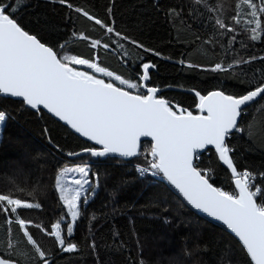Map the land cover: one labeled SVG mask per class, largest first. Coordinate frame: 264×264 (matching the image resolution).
Listing matches in <instances>:
<instances>
[{
	"label": "trees",
	"instance_id": "1",
	"mask_svg": "<svg viewBox=\"0 0 264 264\" xmlns=\"http://www.w3.org/2000/svg\"><path fill=\"white\" fill-rule=\"evenodd\" d=\"M237 2L207 0L205 7L194 0H67L73 5L69 8L58 0H24L15 18L46 44L58 48L67 41L73 54L94 58L131 82H139L142 65L151 63L155 67L150 71L151 86L199 91L201 95L219 90L238 97L264 74V40L251 41L247 33L238 31L237 42L229 45L232 34L220 35L222 30L215 28L216 18L232 24ZM256 2L259 4V0ZM213 7L218 10L209 12L208 8ZM76 8L110 24L144 48L121 41L123 49L105 50L102 45L108 43L109 35L113 41L118 38L106 34ZM94 39L101 41L96 49L91 47ZM250 57L256 59L227 71H211L217 63L227 68L234 59ZM161 96L198 113L199 100L194 94L168 90ZM262 109L264 100L245 109L239 123L240 128L247 129L250 122H255L261 126L257 129L259 135L250 141L245 131L228 138L235 149L232 155L238 171L247 169L257 174L259 185H264V177L259 176L264 172ZM0 111L7 114L0 131V192L18 186L25 192H17V196L42 205L38 210H25L23 219L50 228L63 215L53 178L66 164H87L90 168L88 178L95 194L89 195L86 205L82 204V217L67 238L78 246L77 251L61 252L53 237L29 227L34 239L49 253L52 264H138L141 257L145 264H249L246 250L226 227L195 211L167 182L137 171L139 166H147L143 151L150 147V141L142 143V154L131 161L94 159L89 155L70 158L68 153L80 152L91 143L45 111H34L21 101L0 96ZM209 151L208 155L201 154L198 167L213 169L210 182L233 192L230 171L218 162L213 150ZM37 185L42 191L34 199L26 193ZM16 227L13 224L9 234L5 217L0 214V241L5 242L0 244V255L14 251L11 258L19 264H33L34 250ZM9 236L16 244L15 250L6 248ZM137 240L142 252L138 251ZM186 252L191 255L186 256Z\"/></svg>",
	"mask_w": 264,
	"mask_h": 264
},
{
	"label": "snow or ice",
	"instance_id": "2",
	"mask_svg": "<svg viewBox=\"0 0 264 264\" xmlns=\"http://www.w3.org/2000/svg\"><path fill=\"white\" fill-rule=\"evenodd\" d=\"M58 2L63 5L67 0ZM194 2L207 7V0ZM23 6L24 0H0V93L21 98V102L33 110H47L74 133L92 142L81 148L79 153H68L69 156L107 157L115 154L123 158L136 157L142 154L141 138L150 137V147L143 151L147 166H139L137 171L142 176L151 174L174 186L188 205L222 221L246 250L249 264H264V185L256 183L257 174L247 169L238 171L232 155L235 149L228 143L234 131H247L250 141L259 135L257 129L260 125L250 122L247 129H242L238 118L246 107L264 100V74L260 75L254 87L238 97L225 95L223 91H211L207 95L196 91L199 114L194 115L159 97V89L148 85L149 69L154 67L153 64L144 63L139 82H131L101 66L94 58L73 54L67 41L54 48L27 31L15 18ZM67 6L73 7L70 3ZM217 10L216 7L208 8L209 12ZM75 11L94 21L106 34H114L118 38L113 41L109 35L108 43L102 45L105 50L123 49L121 41L144 48L143 44L87 11L80 8ZM175 11L171 10L172 13ZM231 20V25L221 18L214 20L215 28L222 30L220 35L232 34L227 41L229 45L237 42L235 33L238 31L247 33L251 41L264 40V0H259V4L256 0H238ZM99 46V39L92 40V49ZM255 59H234L227 68L217 63L211 71H227L234 65L248 64ZM189 67L193 65L189 64ZM104 77L108 78L107 81ZM141 89L145 91L141 92ZM6 119L7 114L0 111V124ZM209 146L214 148L218 162L230 170L235 186L233 192L210 183L213 169L198 167L196 161L200 151ZM89 172L87 165H77L64 167L55 175L53 187L58 192L63 215L50 228L22 218L25 210L42 208L41 203L16 195L17 192L24 193V189L17 186L7 193L0 192V214L5 217L7 232L11 233L13 224L17 226V232L22 233L34 250L33 264L52 262L49 253L29 231L30 226L53 237L61 252L77 251L78 246L67 238L73 234L76 222L82 217V204L86 205L89 195L95 194L93 182L88 178ZM72 173H78L79 178L72 175L69 179ZM259 176L264 177V172ZM41 191L37 185L26 194L35 199ZM4 243L0 241V244ZM91 246L95 247L94 242ZM137 247L142 252L139 240ZM6 248L16 249L10 236ZM13 255L14 251H9L7 256L0 255V264H17V260L11 258ZM185 255L191 254L186 252ZM138 264H145L142 257Z\"/></svg>",
	"mask_w": 264,
	"mask_h": 264
},
{
	"label": "water",
	"instance_id": "3",
	"mask_svg": "<svg viewBox=\"0 0 264 264\" xmlns=\"http://www.w3.org/2000/svg\"><path fill=\"white\" fill-rule=\"evenodd\" d=\"M152 70H155V67H153V68H151V69H149V75H150V71H152ZM99 76V75H98ZM140 76L141 75H139V78H140ZM106 80V79H105ZM107 81V80H106ZM149 83H150V80L148 81V85H149ZM150 86V85H149ZM155 87V86H154ZM158 89H159V92L157 93V95L159 96V97H161V98H164V97H162L161 95H162V93L163 92H165V91H168V90H173V91H181V92H187V93H191V94H194L195 95V92L194 91H191V90H186V89H181V88H175V87H165V88H160V87H157ZM142 91H145L144 89H142ZM215 91H219V90H215ZM207 95V94H206ZM225 95H228V94H226L225 93ZM0 96H2V97H6V98H11V99H14V100H19V101H21V98H17V97H11V96H9V95H7V94H3V93H0ZM165 99V98H164ZM199 99V98H198ZM167 100V99H166ZM170 102V101H169ZM170 104H172V105H177V104H174V103H172V102H170ZM27 106V105H26ZM179 106V105H178ZM251 105H249L248 107H250ZM27 107H29V106H27ZM180 107V106H179ZM248 107H246L245 109H247ZM30 108V107H29ZM181 108H184V107H181ZM31 109V108H30ZM184 109H186V108H184ZM244 109V110H245ZM33 110V109H32ZM186 110H188V109H186ZM34 111H37V110H34ZM43 111H45L46 113H48L47 112V110H43ZM188 111H190V110H188ZM38 112V111H37ZM192 112V111H191ZM194 115H196V114H199V112L198 113H195V112H192ZM49 114V113H48ZM49 115H51V114H49ZM52 116V115H51ZM241 117H242V115H241ZM241 117H239L238 118V124L240 123V120H241ZM56 120H58L59 121V119L58 118H55ZM59 122H61L62 124H64L65 125V123L63 122V121H59ZM66 126V125H65ZM69 129H70V127L69 126H67ZM71 130V129H70ZM72 132H74V130H71ZM233 133H235V131L233 132ZM76 134V133H75ZM77 136H79L80 138H82V139H84L85 141H87V138H85V137H81L79 134H76ZM151 140V138L150 137H142L141 138V146H142V143L143 142H145V141H150ZM87 142H89V143H92V142H90V141H87ZM98 147V146H97ZM207 150H213L214 152H215V150H214V148H212L211 146H209V148L208 149H206V150H201L200 151V153H204V152H206ZM77 153H79V152H77ZM84 155H86L87 156V154H81V155H76V156H70V158H76V157H81V156H84ZM140 156V155H139ZM139 156H136V157H131V158H123V157H119V156H117V155H115V154H110L109 156H107V157H93L94 159H99V158H101L102 160H105V159H107V158H109V157H113V158H118V159H122V160H124V161H131V160H133V159H135V158H137V157H139ZM230 171V170H229ZM211 183V182H210ZM213 186H215V185H213ZM173 189H174V186H171ZM216 187V186H215ZM235 187V186H234ZM175 190V189H174ZM177 193H178V190H175ZM180 195V194H179ZM181 197H182V195H180ZM183 198V197H182ZM191 206V205H190ZM192 207V206H191ZM193 208V207H192ZM194 209V208H193ZM195 211H197L199 214H201V215H203V216H205V217H207V218H209V219H211V220H213V221H215L216 223H218V224H221V225H223L224 227H226L227 228V226L226 225H224L223 224V222L222 221H217L214 217H210V216H208L207 215V213H203V212H201L200 210H197V209H194ZM229 230V229H228ZM230 231V230H229ZM231 232V231H230ZM233 235H234V233H232ZM235 236V235H234ZM238 239V238H237ZM17 264H19L18 262H17Z\"/></svg>",
	"mask_w": 264,
	"mask_h": 264
},
{
	"label": "rangeland",
	"instance_id": "4",
	"mask_svg": "<svg viewBox=\"0 0 264 264\" xmlns=\"http://www.w3.org/2000/svg\"><path fill=\"white\" fill-rule=\"evenodd\" d=\"M100 75V74H99ZM104 79H106V78H104ZM118 83V82H117ZM1 126H2V124H0V131H1ZM77 165H81V166H83V165H87V164H80V163H72V164H66V165H64V167H75V166H77ZM88 166V165H87ZM63 167V168H64ZM62 168V169H63ZM72 175H75L77 178H79V174L78 173H72V174H70V176H69V179L71 178V176Z\"/></svg>",
	"mask_w": 264,
	"mask_h": 264
},
{
	"label": "built area",
	"instance_id": "5",
	"mask_svg": "<svg viewBox=\"0 0 264 264\" xmlns=\"http://www.w3.org/2000/svg\"><path fill=\"white\" fill-rule=\"evenodd\" d=\"M204 153H207V155L210 153V151L209 150H207L206 152H204ZM201 154L202 153H199V155H198V157H197V164H198V161H200V159H201ZM256 183H257V181H256Z\"/></svg>",
	"mask_w": 264,
	"mask_h": 264
},
{
	"label": "crops",
	"instance_id": "6",
	"mask_svg": "<svg viewBox=\"0 0 264 264\" xmlns=\"http://www.w3.org/2000/svg\"><path fill=\"white\" fill-rule=\"evenodd\" d=\"M142 75V74H141ZM150 85V84H149ZM151 86V85H150ZM177 92H181V91H177ZM183 93H186V92H183ZM4 98H6V97H4ZM14 100V99H13ZM199 100V99H198ZM19 101V100H18Z\"/></svg>",
	"mask_w": 264,
	"mask_h": 264
},
{
	"label": "flooded vegetation",
	"instance_id": "7",
	"mask_svg": "<svg viewBox=\"0 0 264 264\" xmlns=\"http://www.w3.org/2000/svg\"><path fill=\"white\" fill-rule=\"evenodd\" d=\"M138 80H139V75H138ZM141 92H143L142 89H141ZM198 103H199V101H198Z\"/></svg>",
	"mask_w": 264,
	"mask_h": 264
}]
</instances>
